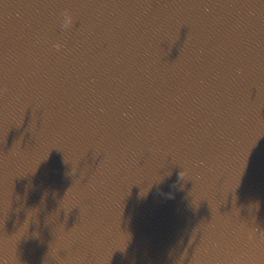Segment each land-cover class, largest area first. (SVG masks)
<instances>
[{"label":"water","instance_id":"1","mask_svg":"<svg viewBox=\"0 0 264 264\" xmlns=\"http://www.w3.org/2000/svg\"><path fill=\"white\" fill-rule=\"evenodd\" d=\"M169 264H264V0H116Z\"/></svg>","mask_w":264,"mask_h":264}]
</instances>
